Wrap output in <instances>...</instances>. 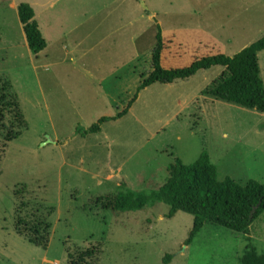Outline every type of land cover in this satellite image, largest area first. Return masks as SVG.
<instances>
[{
    "label": "rangeland",
    "instance_id": "1",
    "mask_svg": "<svg viewBox=\"0 0 264 264\" xmlns=\"http://www.w3.org/2000/svg\"><path fill=\"white\" fill-rule=\"evenodd\" d=\"M237 2L251 10L245 28L264 22L263 14L255 17L256 0ZM21 3L33 8L47 43L38 55L27 47L17 14ZM188 6L189 0H0V79L16 95L26 124L5 148L0 132V264H68V254L76 258L91 248L98 253L88 264H164L166 256L167 264H240L247 236L264 254V212L246 236L206 223L185 246L191 215L167 219L165 204L116 214L93 202L118 192H156L176 159L191 165L203 152L219 182L264 184V113L204 94L221 67L153 85L99 134L75 133L127 109L152 70L156 13L187 17ZM240 46L223 55L234 56ZM172 53L163 50L162 57ZM187 55L186 66L172 69L205 57L196 50ZM11 122L7 116V126ZM52 208L46 249L15 233L19 212L29 217Z\"/></svg>",
    "mask_w": 264,
    "mask_h": 264
},
{
    "label": "trees",
    "instance_id": "2",
    "mask_svg": "<svg viewBox=\"0 0 264 264\" xmlns=\"http://www.w3.org/2000/svg\"><path fill=\"white\" fill-rule=\"evenodd\" d=\"M17 14L29 51L33 55L40 54L46 49L47 43L34 19V10L30 5L21 3L17 7ZM155 40L156 45L151 53L152 71L141 79L136 95L129 102L127 109L114 117H102L87 129L78 127L76 135L85 138L99 134L102 124L126 116L137 95L153 85L185 81L200 71L214 67H221L224 72L213 82L210 89L204 92L205 95L264 113V84L260 77L257 57L264 51V37L232 57L222 54L203 57L182 69L162 67L164 43L159 26ZM7 116L13 117V122L9 126L6 124ZM25 125L16 95L10 85L0 79V132L5 134L4 148L7 143L20 136L19 131L26 129ZM16 130L19 131L15 132ZM168 173V179L156 192H118L99 196L93 202L102 210L116 214L147 211L165 204L169 208L167 219H172L177 212L191 215L193 225L184 241L185 246L192 243L206 223L246 236L250 225L264 212V184L249 181L240 186L229 178L219 182L217 168L206 152L191 165H185L180 159H176L168 167ZM53 212V208L46 214L38 209L29 217H22L19 212L15 221V233L26 238L35 247L46 249L52 227L50 217ZM245 238L248 245L239 260L240 264H264V254L257 251L249 236ZM97 253L98 250L91 248L80 252L76 258L68 254V264H88ZM170 259L171 256H166L163 259L164 264Z\"/></svg>",
    "mask_w": 264,
    "mask_h": 264
},
{
    "label": "crops",
    "instance_id": "3",
    "mask_svg": "<svg viewBox=\"0 0 264 264\" xmlns=\"http://www.w3.org/2000/svg\"><path fill=\"white\" fill-rule=\"evenodd\" d=\"M189 5L192 8L188 6L190 11L187 17L182 16L184 12L169 13L159 10L156 13V24L161 31L164 52L167 50L173 52L171 55L167 54V59L161 56L163 68L172 69L186 66V62L183 65L181 62L186 60L188 52L192 50L201 52L205 57L223 55L234 44L240 43L241 46L235 53L237 54L264 37V22H260L259 27L245 28L243 19L245 14L251 10L245 4H239L237 0H189ZM256 5L260 12L255 17L260 19L262 18L261 14L264 16V0H256ZM253 10L256 12L255 9ZM46 14L53 19L49 12ZM148 16H152V14L150 13ZM185 18L188 19L187 23V19L186 21L182 20ZM250 31L252 34L245 39ZM132 42V38H130V43L132 44ZM73 54L66 49V56H70V61L74 59L72 58ZM84 55L82 50L80 58ZM257 57L260 77L264 84V51L260 52Z\"/></svg>",
    "mask_w": 264,
    "mask_h": 264
},
{
    "label": "water",
    "instance_id": "4",
    "mask_svg": "<svg viewBox=\"0 0 264 264\" xmlns=\"http://www.w3.org/2000/svg\"><path fill=\"white\" fill-rule=\"evenodd\" d=\"M141 5H142V7L144 8V10H147V8H146V6L144 5L143 2H141Z\"/></svg>",
    "mask_w": 264,
    "mask_h": 264
}]
</instances>
